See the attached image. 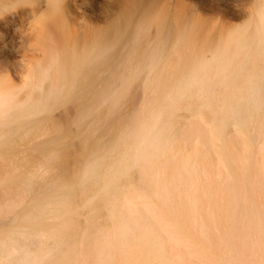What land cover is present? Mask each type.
I'll return each instance as SVG.
<instances>
[{
	"label": "bare ground",
	"instance_id": "bare-ground-1",
	"mask_svg": "<svg viewBox=\"0 0 264 264\" xmlns=\"http://www.w3.org/2000/svg\"><path fill=\"white\" fill-rule=\"evenodd\" d=\"M209 1L0 0V264H264V0Z\"/></svg>",
	"mask_w": 264,
	"mask_h": 264
},
{
	"label": "rangeland",
	"instance_id": "rangeland-1",
	"mask_svg": "<svg viewBox=\"0 0 264 264\" xmlns=\"http://www.w3.org/2000/svg\"><path fill=\"white\" fill-rule=\"evenodd\" d=\"M187 1H190L191 3L198 1L200 4L192 3L191 5H196L198 11L206 17L212 18V16H215L216 10L211 9L210 6L212 4H208L209 0L207 2H201L200 0ZM212 2L213 0L209 1V3ZM217 5L219 7L224 6V4ZM40 6H43V2H41ZM29 8V5H24L13 9L12 11H15L16 13L12 16L10 15V17H12L14 24L9 28H6L4 26L0 29V34L2 35V37L0 38V44H4L1 41L3 38L4 41L8 43L7 46H5L6 51H2L0 47V67H8L16 80H18L21 75L25 73L29 57L32 55L38 56L40 54L38 49L35 48L37 28L39 26L34 22L33 13L30 12ZM83 11L84 9L82 7H73L71 10L72 15L75 16L81 15ZM96 13L98 12L88 9L86 10L85 7L84 14L90 15L92 19L94 18ZM224 19L226 21H233L232 18L228 17ZM97 22L103 23V20H97Z\"/></svg>",
	"mask_w": 264,
	"mask_h": 264
}]
</instances>
